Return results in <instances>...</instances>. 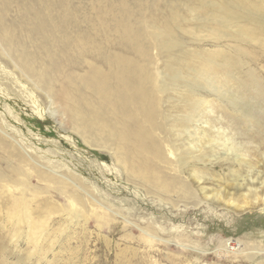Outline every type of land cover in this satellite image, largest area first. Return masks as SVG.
<instances>
[{"label":"bare ground","instance_id":"6f19581e","mask_svg":"<svg viewBox=\"0 0 264 264\" xmlns=\"http://www.w3.org/2000/svg\"><path fill=\"white\" fill-rule=\"evenodd\" d=\"M70 1L0 0V58L12 70L4 64L0 67L15 73L20 83L11 86L0 77V199L15 196L22 208L29 202L38 207L43 202L47 212L43 217H47L54 205H48L43 196L48 195L51 186L67 199L69 207L78 208L68 212L77 220L88 217L101 220L103 216L111 220L115 215H124L115 206L117 193L111 189L110 180L103 178L101 184L115 196L112 200L80 172L81 163L64 148V138L68 142L79 138L86 148L107 152L113 166L102 159L101 168L118 172L125 182L141 185L148 194L167 199L174 207L179 202L193 201V206L203 202L183 178L182 172L189 162L207 161L209 155H219L217 159L235 161L247 167L248 172L253 171L242 142L236 140L234 133L226 134L214 123L225 115L234 119L235 113L246 122L263 123L260 120L264 115L260 118L253 111L256 106L264 107V102H259L261 86L249 78L247 82L248 76L239 64L234 63L233 68L223 66L233 63L219 52L184 51L185 46L178 42L172 30L151 32L146 40L152 52L155 50L163 57L155 75L142 59L145 48L133 47L126 34L121 39L132 49L129 54L133 58L120 52L102 53L101 48L91 47L86 29L76 26L77 13L68 9ZM131 4L135 2L131 0ZM228 5L222 0H189L180 7L184 19L193 22L195 16L194 28L208 30L207 36H226L230 33L224 31L233 28L249 41L264 37V0H230ZM120 6L124 9V2L116 1L107 7L108 12L114 13ZM57 8L62 10L59 15L50 14ZM103 9L107 12L106 7ZM213 24L225 30L205 26ZM176 26L188 35L195 33L179 21ZM41 29L47 33L43 34ZM107 35L105 31V38ZM192 57L202 67L189 68L186 63ZM230 82L234 86H228ZM36 93L43 97V106L34 98ZM205 93L217 96L209 99ZM20 96L24 106L43 119H51L53 127L59 128L56 134L61 140L56 137L43 140L25 124L22 116L14 113L8 101ZM222 100L236 105L239 112L232 108L223 113ZM41 142L45 148L37 147ZM3 163L9 175L2 172ZM192 174L197 181L204 177L205 171L194 168ZM235 181V187L244 189L240 194L244 208L264 205V195L259 196L257 187L252 188L238 178ZM97 192L104 197L97 198ZM210 195L225 199L220 189ZM57 210L62 211L63 205ZM38 218L34 214L33 219ZM128 219L121 221L129 224ZM139 230L150 244L158 242L150 229L140 226ZM124 236L129 237L130 233L125 232ZM180 240L181 237L177 239ZM162 241L167 242V238ZM242 243L238 239L236 248L231 239L223 241L217 255L234 257ZM259 264H264V260Z\"/></svg>","mask_w":264,"mask_h":264},{"label":"rangeland","instance_id":"374dc122","mask_svg":"<svg viewBox=\"0 0 264 264\" xmlns=\"http://www.w3.org/2000/svg\"><path fill=\"white\" fill-rule=\"evenodd\" d=\"M116 1L124 2V9L120 6L114 13H109L107 7L110 4L114 5ZM229 1L222 0V3L229 6ZM133 2L134 5L131 4V0H71L68 9L77 13L76 26L86 29L92 41L91 47H99L102 53L106 54L120 52L132 57L130 55L132 49L123 44L124 41L121 39V35L126 34L127 39H131L133 47L137 48L140 45L145 48L142 59L155 75L163 57L159 53L156 54L155 50L152 52V46L146 40L151 32L166 33L167 30H172L187 52L225 54L233 65L227 63L223 66L233 68L234 63L239 64L248 76L247 82L249 78L261 86L262 96L259 102H264V37L249 41L233 28L232 31L230 29L224 31V28L214 24L205 26L217 27L230 34L219 38H215V35L207 36L208 30L202 32L194 28L195 16L193 22L184 19L180 4H185L189 0H133ZM103 7H106L107 12ZM61 12L62 10L57 8L50 14L55 16ZM177 21L195 33L188 35L187 31L180 30L176 26ZM41 30L43 34L47 33L46 30ZM105 31H108L106 38ZM96 59L97 57L91 60L95 62ZM1 64L7 65L2 57ZM186 65L194 70L202 67L198 59L193 57L189 58ZM6 68L8 69L9 65ZM0 77L8 85H20L15 73H9L1 67ZM234 84L230 82L228 86ZM205 96L212 99L217 94L214 96L212 93H205ZM34 98L40 100L43 106L44 99L40 93H36ZM9 100L14 113L22 116L25 124L34 133L42 136L43 140L62 138L56 134L59 128L53 127L51 119L48 117L43 119L28 106H24L21 96ZM222 103L223 113L232 108L239 112L236 105L224 100ZM263 109V106H256L253 111L255 110L257 116L261 118L264 115L261 113L264 112ZM215 113L216 111L211 115L215 116ZM227 116L219 117L214 123L224 133L231 135L234 133L236 140L242 142L246 149L245 157L251 161L253 171L248 172L247 167L238 162L217 159L216 156L219 155L214 157L209 155L207 161L189 162L182 175L197 196L203 200L198 206H193L195 202L189 201L187 204L179 202L177 207H174L167 199L151 196L141 185L125 182L118 172H108L101 168L102 159L109 166H113L107 152L88 149L77 140L79 138H74L75 142H68L63 137L66 147H62L69 149L71 156L81 163L80 172L82 171L83 175L95 184L97 190L106 191L104 193L112 200L115 196L108 193L106 186L101 184L103 178L110 180L108 181L111 189L117 193L116 199L114 198L115 206L124 215H115V219L111 220L107 216H103L101 220L100 217L77 220L68 212L78 208L69 207L67 199L51 186L47 189L48 195L43 196L48 205H54L47 217H43L47 215L43 202L39 207L29 202L22 208L15 196L0 199V264H259L264 260V205L244 208L240 197L244 189L235 187V179L248 182L252 188L257 187L259 196L264 195V181L260 180L264 178V117L260 120L263 123L256 125L255 122H246L242 117H236L239 116L236 113L234 119L229 117L228 119ZM60 130L72 136V133L65 129ZM37 147L41 148L42 142L38 143ZM101 155L104 158H100ZM5 167L3 163L2 172L8 174V168ZM194 168L205 171L201 180L196 181L192 174ZM247 172L248 176L243 178ZM217 189L221 190L225 199L219 196L217 199L211 197L210 194L215 193ZM204 193L208 196L206 197ZM96 196L104 197L100 192H97ZM62 205L63 210L58 211L57 207ZM34 214L39 218L33 219ZM123 218H129V224H124L121 221ZM140 218L144 220L141 221ZM140 226L156 234L158 242L165 238L167 242L150 244L142 236ZM125 232L130 233V236L125 237ZM180 237L182 240L177 241ZM229 239L236 248L239 246L238 239L242 240L243 243L239 247L241 250L234 257H223L221 253L217 255L219 243Z\"/></svg>","mask_w":264,"mask_h":264}]
</instances>
